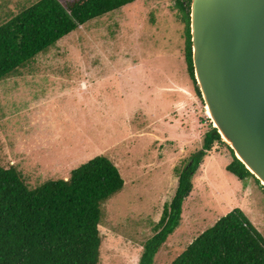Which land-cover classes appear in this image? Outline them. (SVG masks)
I'll return each mask as SVG.
<instances>
[{"label": "rangeland", "instance_id": "rangeland-1", "mask_svg": "<svg viewBox=\"0 0 264 264\" xmlns=\"http://www.w3.org/2000/svg\"><path fill=\"white\" fill-rule=\"evenodd\" d=\"M38 1L0 0V26ZM184 28L177 0H136L0 80V165L15 167L30 189L99 155L118 167L125 184L102 205L99 264H139L179 173L214 128L189 76ZM212 154L154 264H171L234 209L264 237L261 184L227 171L226 146Z\"/></svg>", "mask_w": 264, "mask_h": 264}, {"label": "trees", "instance_id": "trees-1", "mask_svg": "<svg viewBox=\"0 0 264 264\" xmlns=\"http://www.w3.org/2000/svg\"><path fill=\"white\" fill-rule=\"evenodd\" d=\"M135 1L39 0L0 26V80L79 27ZM191 1L177 0V6L185 26V62L202 99L193 65ZM215 145L232 152L228 172L261 184L212 127L201 149L179 173L176 192L164 205L156 233L145 242L139 264H154L155 256L180 225L183 203L194 190L193 175ZM124 184L118 167L104 155L72 170L67 179L49 180L36 189L26 185L15 167L0 165V264H99L102 205ZM171 264H264V237L243 211L234 209Z\"/></svg>", "mask_w": 264, "mask_h": 264}, {"label": "water", "instance_id": "water-1", "mask_svg": "<svg viewBox=\"0 0 264 264\" xmlns=\"http://www.w3.org/2000/svg\"><path fill=\"white\" fill-rule=\"evenodd\" d=\"M190 17L206 112L264 186V0H192Z\"/></svg>", "mask_w": 264, "mask_h": 264}, {"label": "crops", "instance_id": "crops-1", "mask_svg": "<svg viewBox=\"0 0 264 264\" xmlns=\"http://www.w3.org/2000/svg\"><path fill=\"white\" fill-rule=\"evenodd\" d=\"M206 158H210V160L213 158L212 151L207 155ZM210 160H209V162H210ZM209 162H208V163H203L202 166L205 167L204 170L207 169V165L209 164ZM203 174H204V176H202L203 181L205 180V181L208 182L210 185H212V182H211L209 179H207V176L205 175V171H203ZM195 188H196V186H195ZM193 191H194V190H193ZM227 209L232 210V208H229V207H228Z\"/></svg>", "mask_w": 264, "mask_h": 264}, {"label": "bare ground", "instance_id": "bare-ground-1", "mask_svg": "<svg viewBox=\"0 0 264 264\" xmlns=\"http://www.w3.org/2000/svg\"><path fill=\"white\" fill-rule=\"evenodd\" d=\"M208 112V111H207ZM209 114V113H208ZM210 116V115H209ZM216 126V125H215ZM223 139L225 140V138L223 137ZM226 141V140H225Z\"/></svg>", "mask_w": 264, "mask_h": 264}]
</instances>
